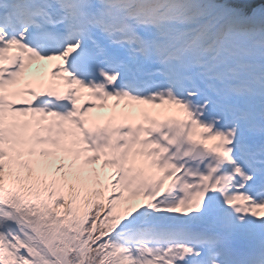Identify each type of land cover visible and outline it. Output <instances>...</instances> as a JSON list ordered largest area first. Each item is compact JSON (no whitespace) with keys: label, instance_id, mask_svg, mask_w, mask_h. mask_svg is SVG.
<instances>
[{"label":"snow or ice","instance_id":"6c2138e0","mask_svg":"<svg viewBox=\"0 0 264 264\" xmlns=\"http://www.w3.org/2000/svg\"><path fill=\"white\" fill-rule=\"evenodd\" d=\"M0 264H264V0H0Z\"/></svg>","mask_w":264,"mask_h":264},{"label":"rangeland","instance_id":"374dc122","mask_svg":"<svg viewBox=\"0 0 264 264\" xmlns=\"http://www.w3.org/2000/svg\"><path fill=\"white\" fill-rule=\"evenodd\" d=\"M159 103H161V102H159ZM159 103L158 102H155V103L150 104V106H151L152 109H154V113H157L159 115V120H157V122L160 123V126L161 127H164L166 125V122L168 120H171V118L165 116V112H164L163 109H161L160 111L156 112V109L160 108L159 107ZM147 108H149V105L143 106L141 104V112L139 114V117L140 118L145 119L143 121H144V127H146V128L149 127V126H155V125H150L149 124V121H151V120H150L149 116H147V114H143L145 111H147L146 110ZM109 123H111V122H108V120H106V121H101L98 125H100V126H106ZM131 159H134L137 162V165L138 166L144 167L146 172L147 171H155V172L158 173V169H152L150 167L151 162L147 159V157H144V156H140V157L133 156V157H131ZM158 174L159 175H162V173H158ZM168 183H170V181H166L165 182V186Z\"/></svg>","mask_w":264,"mask_h":264},{"label":"bare ground","instance_id":"6f19581e","mask_svg":"<svg viewBox=\"0 0 264 264\" xmlns=\"http://www.w3.org/2000/svg\"><path fill=\"white\" fill-rule=\"evenodd\" d=\"M139 108H134V109H131L130 112L128 113L127 115V118L132 120L133 117L135 116V114L137 115V111H138ZM119 210V209H118Z\"/></svg>","mask_w":264,"mask_h":264}]
</instances>
